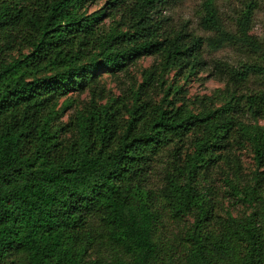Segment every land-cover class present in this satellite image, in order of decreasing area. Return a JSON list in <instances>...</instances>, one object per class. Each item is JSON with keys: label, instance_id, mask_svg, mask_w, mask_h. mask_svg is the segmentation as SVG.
<instances>
[{"label": "trees", "instance_id": "16d2710c", "mask_svg": "<svg viewBox=\"0 0 264 264\" xmlns=\"http://www.w3.org/2000/svg\"><path fill=\"white\" fill-rule=\"evenodd\" d=\"M90 1L0 0V264H152L162 249L155 240L161 199L173 217L194 215L184 264L230 256L264 264L263 172L242 187L228 181L231 194L254 209L243 217L228 212L218 226L215 190L202 184L220 161L236 165L229 148L245 141L264 167L256 2L230 28L205 0L197 24L206 35H199L156 17L178 0H106L88 13ZM105 15L119 17L105 27ZM226 46L244 50L247 60L233 66L205 58V50ZM144 55L156 62L141 82L118 96L104 92L101 72L125 71ZM172 71L224 81L222 104L177 105L182 86L165 78ZM85 90L90 99L63 120L73 107L69 94ZM186 141L192 150L179 154ZM166 150L165 183L153 190L148 177Z\"/></svg>", "mask_w": 264, "mask_h": 264}, {"label": "rangeland", "instance_id": "374dc122", "mask_svg": "<svg viewBox=\"0 0 264 264\" xmlns=\"http://www.w3.org/2000/svg\"><path fill=\"white\" fill-rule=\"evenodd\" d=\"M205 0H178L173 4L165 7L156 17L165 18V22L169 26L185 25L188 30H192L199 35H206V33L198 26V14L201 11L202 3ZM217 6L220 15L226 25L232 28L233 20L236 14L245 7L249 1L256 2V7L252 14L251 32L255 34L264 43V0H212ZM106 0H93L86 4V11L91 13L97 11L106 5ZM107 10V9H106ZM119 15H105L102 21V26H113L114 21L118 19ZM23 51H26L24 49ZM18 47H14L10 51L11 56L18 55ZM205 58L210 60H225L231 65H239L241 62L247 60V55L244 50L230 46L223 47L216 51L205 50ZM156 62L153 55H144L139 57L133 64L129 65L125 71H119L115 74L109 72L100 73V83L105 88L106 93L118 96L122 91L132 83L137 84L142 81L143 72L149 69L152 64ZM166 80L172 81L182 86L181 92L176 95L177 105H185L193 111L201 109L202 105L219 106L223 99L220 94L224 88V81L209 75V73L201 71L193 74L187 79H183L175 71L165 76ZM251 87H257L255 83H249ZM73 99V107L69 108L63 117L66 120L75 107H79L86 103L91 94L88 90L81 93L71 92L69 94ZM162 96L161 93L157 95L158 98ZM104 101V100H103ZM100 100V102H103ZM264 124V120L259 121ZM230 149L231 156H235V164L228 166L223 160L218 163L210 174V179L205 183V186L213 188L215 194L212 195L214 200L215 214L214 224L219 223L220 218L226 216L229 212L235 217H243L248 215L254 208L245 201L237 199L230 192L228 181L242 187L253 183L254 173L258 170L263 172L264 167H258L254 160V153L251 144L248 141L244 145L232 146ZM192 150L189 141L184 142L182 148L178 151L179 154H185ZM183 156V155H182ZM171 157H168L167 150L153 163L150 175L148 177V186L153 190L161 188L165 183V170L168 168ZM264 184V181H263ZM158 211L160 212V222L156 230V241L161 244V252L154 259L152 264H184L190 243L187 240L186 233L190 230L194 220L193 213H188L181 218L173 217L169 206L164 200L158 202ZM256 204V203H255ZM259 207L258 204H256ZM261 219V218H260ZM261 221V220H260ZM261 224V223H260ZM220 264H241L237 259L230 257L224 258Z\"/></svg>", "mask_w": 264, "mask_h": 264}]
</instances>
